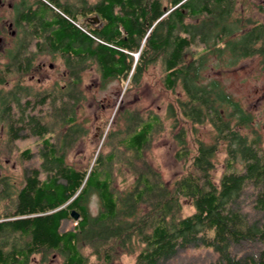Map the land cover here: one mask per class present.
<instances>
[{"label":"trees","instance_id":"trees-1","mask_svg":"<svg viewBox=\"0 0 264 264\" xmlns=\"http://www.w3.org/2000/svg\"><path fill=\"white\" fill-rule=\"evenodd\" d=\"M235 1L98 0L90 8L98 17L94 25H84L69 11L64 10L66 16L55 12L50 19L41 11L33 22L41 25L39 36L51 45L50 53L61 56L67 72L61 84L42 92L39 114L10 113V140L39 139V164L24 170L15 196H0L12 201L0 212V264H29L35 255L49 252L58 253L63 264H91L85 246L95 256L92 264H112L116 250L136 252L134 264H172L192 251L209 255L200 264H264V149L258 137L240 130L250 124V113L217 79L203 76L209 56L225 52L231 63L258 55L264 69V23L233 19ZM21 52L16 48L13 57ZM155 64L162 68L163 87L173 92L179 84L184 93L169 104V114L174 119L180 114L190 125L208 122L215 142L195 137L196 150L186 171L167 183L150 165L139 170L131 166L133 157L143 158L158 123L156 115H148L118 143L111 136L103 138L90 166L69 163L67 148L84 135L77 113L85 97L82 73L94 65L103 81H128L127 89L137 87ZM20 94L10 93L16 106ZM6 98L0 90L1 117ZM179 137L177 157L187 158L184 130ZM220 142L226 156L216 176ZM106 146L109 151L103 153ZM119 146L121 160L136 177L131 188L117 195L112 184ZM30 150L21 152L24 160ZM92 192L101 206L96 215L87 206ZM181 199L192 203V213L182 214ZM72 211L79 213L78 219ZM68 220L71 225L64 227Z\"/></svg>","mask_w":264,"mask_h":264},{"label":"rangeland","instance_id":"rangeland-1","mask_svg":"<svg viewBox=\"0 0 264 264\" xmlns=\"http://www.w3.org/2000/svg\"><path fill=\"white\" fill-rule=\"evenodd\" d=\"M233 9L232 18L238 19L241 23H245L247 18L257 23H264V0H236ZM6 46L7 44L3 43V47ZM201 48V43L196 45V50L200 51ZM8 49H0V73H3L2 66L9 60ZM65 72L67 70L64 69L62 58L46 51L34 56L31 69L28 73L23 74L22 78L24 85L31 88L32 93L40 91L41 95L46 88L50 89L54 84H61ZM15 75L10 77L9 84L3 88L4 90L19 79ZM203 76L206 80L217 79L224 90L250 113V124L243 126L240 130L249 138L258 137L261 148L264 149V69L261 67L259 56L252 55L231 63L230 55L227 52L219 56L211 54ZM81 77V86L85 97L77 113L79 120L83 121L84 135H81L66 151L67 161L76 167L83 168L92 164L93 160L90 162L89 159L94 157L93 153L95 154V151L100 148L103 138L111 136L110 140L118 143L120 139L131 133L136 122L140 123L148 115H156L158 123L148 144L142 150L141 161L139 158L135 159L131 155L132 153L128 152V155L133 157L131 166L135 170H139L142 165L145 168L146 165H150L160 173L161 178L167 183H172L186 171L196 150L195 137L207 144L215 142V130L208 122L190 125L180 114L176 119L169 114V104L174 103L175 96L184 98V93L179 84L173 92L163 87L160 64L151 66L142 76L140 84L134 88L126 89L128 81L124 85L121 80L117 79L103 81L94 65L86 69ZM36 97L38 96L36 95ZM38 107L42 109L41 105ZM43 108L47 110L49 106L45 105ZM225 111L228 110L225 109ZM192 126L193 129H191ZM182 130L186 135L189 154L186 155L187 158L180 159L177 157V153L181 148L179 133ZM111 132L112 134H110ZM60 133L54 137L57 143L62 137ZM39 141L36 137L30 136L16 141L9 140L3 118L0 117V196H15L22 184L24 170L39 164L37 152ZM25 148L31 149L30 158L26 160L21 156V152ZM115 148L118 162L113 164L112 187L114 193L120 195L131 188L136 176L133 169L128 168L124 164V160H121L124 155L121 150L122 146H119L118 149ZM101 151L106 153L109 151V147H102ZM225 156V144L220 142L213 169L216 176H219L223 170ZM6 197L0 199V212H4L9 205L11 206V199ZM181 203L183 215L193 212L194 208L189 200L181 199ZM87 206L92 215L99 212L101 206L96 193L90 194ZM71 223L72 221L68 220L64 223V227H69ZM82 250L92 264L95 261V256L92 255L91 249L85 246ZM247 253L249 251L245 249V254ZM135 257L136 252L128 253L116 250L112 264H134ZM208 257L209 255H205L204 251H192L190 254L179 256L172 264H200ZM29 264H63V260L58 253L49 252L45 256L35 255Z\"/></svg>","mask_w":264,"mask_h":264},{"label":"flooded vegetation","instance_id":"flooded-vegetation-1","mask_svg":"<svg viewBox=\"0 0 264 264\" xmlns=\"http://www.w3.org/2000/svg\"><path fill=\"white\" fill-rule=\"evenodd\" d=\"M97 1L98 0H0V49L9 48L7 50L9 60L4 63L5 66H2L4 68L2 73V78L4 80L0 83L2 89L9 84L10 77L13 76V74H16V77H19V79L15 80L12 86L6 90L3 89L7 94V98L2 107V118L6 129V135L9 140L11 111L14 109L15 112L18 111L21 113L25 110L31 115L38 114L39 110L38 101L40 102L39 99L41 98L40 91H34L32 93L31 88L24 85L22 75L28 73L31 69L34 56L42 53L41 49L48 51V49L51 48V45L39 36L42 27L38 24V21L35 23L33 20L41 18L42 10H49L52 12V16L55 12L59 13L57 11H51L50 6L47 4L48 2L63 15L66 16L65 11H69L70 13H75L77 17H80L84 25H94L98 21V17L97 13L90 11V8L93 7ZM3 43L7 44L5 48L3 47ZM16 48H21L22 52L13 57ZM48 53L50 52L48 51ZM26 66L27 68L25 70ZM18 69H22V71H19ZM46 89L44 91H46ZM12 90L21 91L20 104L18 106L10 101V93ZM36 95L38 97H36ZM11 137V140L13 141L24 139L20 137Z\"/></svg>","mask_w":264,"mask_h":264},{"label":"crops","instance_id":"crops-1","mask_svg":"<svg viewBox=\"0 0 264 264\" xmlns=\"http://www.w3.org/2000/svg\"><path fill=\"white\" fill-rule=\"evenodd\" d=\"M46 12V17L50 19V17H52V12H50L49 10H44ZM52 11V10H51ZM98 20V19H97ZM98 22V21H97ZM96 22V23H97ZM45 50V49H44ZM45 52V51H44ZM43 53V52H42ZM52 54H57L59 55L58 53H52ZM60 56V55H59ZM61 57V56H60ZM63 60V59H62Z\"/></svg>","mask_w":264,"mask_h":264},{"label":"water","instance_id":"water-1","mask_svg":"<svg viewBox=\"0 0 264 264\" xmlns=\"http://www.w3.org/2000/svg\"><path fill=\"white\" fill-rule=\"evenodd\" d=\"M97 19V18H96ZM75 211H72L71 212V215H72V217H74V219H78L79 218V213L78 212H75Z\"/></svg>","mask_w":264,"mask_h":264},{"label":"built area","instance_id":"built-area-1","mask_svg":"<svg viewBox=\"0 0 264 264\" xmlns=\"http://www.w3.org/2000/svg\"><path fill=\"white\" fill-rule=\"evenodd\" d=\"M76 25L78 26V24L76 23Z\"/></svg>","mask_w":264,"mask_h":264}]
</instances>
